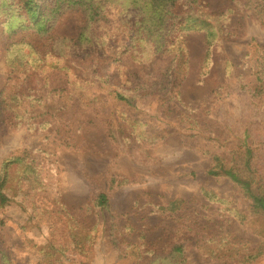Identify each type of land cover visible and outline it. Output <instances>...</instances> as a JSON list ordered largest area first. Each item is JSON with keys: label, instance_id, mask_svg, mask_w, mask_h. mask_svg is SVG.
<instances>
[{"label": "trees", "instance_id": "obj_1", "mask_svg": "<svg viewBox=\"0 0 264 264\" xmlns=\"http://www.w3.org/2000/svg\"><path fill=\"white\" fill-rule=\"evenodd\" d=\"M232 1L233 6L213 9L210 0H0L7 68V79L0 90L1 110L18 127L46 131L76 96L91 103L108 90L112 97L109 127L113 138L117 139L126 123L132 130L130 137L136 132L152 144L174 131L151 125L142 114L149 108L169 121L176 118V124L187 129L189 138L216 144V149L208 151L212 155L208 176L229 179L249 202L251 213L264 220V44L255 38L249 43L250 51L241 65L247 73H238L233 59L226 60L224 72L236 80L233 92L223 97L225 87L221 85L205 103L188 107L184 99L193 63L192 35H201L204 76H208L215 50L225 48L241 34L247 11H252L264 28V0ZM71 18L76 19L79 28L73 34L62 33L59 25ZM102 67L109 71H101ZM55 74L65 77L64 86L53 85L51 76ZM91 85L100 90L90 89ZM216 95L222 98L217 99L218 105L213 103ZM233 96L246 104V116L240 110L225 111L222 101ZM214 107L218 111L214 112ZM177 110H185V114ZM60 140L64 143L40 145L34 151L25 148L2 161L0 175L5 179L0 180V211L16 203L24 192L15 169L40 163L41 158L49 159L52 153L60 152L58 148L69 147L70 141L64 137ZM133 181L117 173L111 175L107 191L93 199L94 209L111 213L110 192ZM201 193L210 204H221L245 222L247 215L232 208L214 189L202 187ZM179 198L157 204L156 209L174 217L187 212L185 201ZM58 206L72 233L92 243L98 241V223L84 226L62 203ZM4 224L5 219L0 218V225ZM257 233L261 242L255 248L224 230L212 231L196 241L202 242L198 249L208 258L254 264L264 257V226ZM122 244L126 249H122L117 264L187 261L186 239L178 236L163 247L149 242L145 233L135 241L123 239ZM40 251L48 261L56 256L45 246ZM2 253V262L8 264L7 249Z\"/></svg>", "mask_w": 264, "mask_h": 264}, {"label": "rangeland", "instance_id": "obj_2", "mask_svg": "<svg viewBox=\"0 0 264 264\" xmlns=\"http://www.w3.org/2000/svg\"><path fill=\"white\" fill-rule=\"evenodd\" d=\"M210 5L213 9H222L234 3L210 0ZM252 15V11L246 12L238 37L226 43L225 48L215 50L208 76H204L201 35L191 36L193 63L184 88L188 107L201 104L206 98L212 99L213 95H208L221 85L225 87L223 97L234 91L235 76L224 72L227 59H233L238 73H247L241 65L250 51L249 43L255 38L264 44V28ZM59 28L62 33L73 34L79 27L76 19L71 18ZM1 34L0 30V90L7 79ZM101 71L109 70L102 67ZM55 76H51L53 85L64 86L65 77ZM89 88L100 90L92 85ZM101 95L94 96L91 103L76 96L68 109L54 117L53 127L46 131L16 126L0 107V164L25 148L34 151L40 145L54 147L64 143L60 140L62 137L70 141L68 148H58L60 152L52 153L51 158L43 157L40 163L15 169L24 192L16 203L0 211V218L5 219V224L0 225V264H5L2 252L6 249L8 264H117L122 249H126L122 240L135 241L142 233L158 247L170 245L177 236L180 240L186 239V264H239L206 257L198 249L202 242L196 241L208 237L212 231L224 230L247 240L252 248L261 242L257 230L264 226L263 218L251 213L249 202L229 179L207 174L212 164L208 151L216 149V144L189 138L186 134L189 132L176 124V118L169 121L149 108L142 114L143 119L151 125L170 129L173 134L152 144L136 132L130 137L132 130L125 123L115 139L109 127L111 91L104 90ZM217 99L222 98L217 95L213 98L216 105ZM222 104L225 111L240 110L244 116L248 114L239 96L225 99ZM213 111H218L217 107ZM114 173L135 182L111 191V213L103 214L94 209L92 201L100 192L107 191ZM4 177L0 175V180ZM202 187L214 189L232 208L246 214L245 222L224 210L221 204H210L201 193ZM178 197L185 201L187 212L174 217L156 209L157 204ZM59 203L82 225L89 227L98 223V241L92 243L72 233L67 217L60 213ZM43 246L49 253L54 251L55 258L46 260L40 251ZM254 264H264V257Z\"/></svg>", "mask_w": 264, "mask_h": 264}]
</instances>
